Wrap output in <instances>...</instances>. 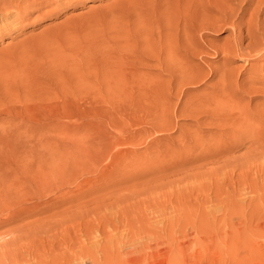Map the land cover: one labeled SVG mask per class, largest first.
I'll return each instance as SVG.
<instances>
[{
    "label": "rangeland",
    "instance_id": "374dc122",
    "mask_svg": "<svg viewBox=\"0 0 264 264\" xmlns=\"http://www.w3.org/2000/svg\"><path fill=\"white\" fill-rule=\"evenodd\" d=\"M261 25L264 0H0V264H264Z\"/></svg>",
    "mask_w": 264,
    "mask_h": 264
},
{
    "label": "bare ground",
    "instance_id": "6f19581e",
    "mask_svg": "<svg viewBox=\"0 0 264 264\" xmlns=\"http://www.w3.org/2000/svg\"><path fill=\"white\" fill-rule=\"evenodd\" d=\"M3 3H4V2H3ZM6 6H7V5H6ZM2 9H3V7H2ZM240 18H241V17H240ZM256 21H257V20H256ZM245 22H246V21H245ZM260 23H261V22H260ZM239 24H240V23H239ZM257 24H258V23H257ZM219 26H220V25H219ZM261 26H262V25H261ZM215 27H216V26H215ZM234 27H235V26H234ZM243 27H244V26H243ZM249 27H250V26H249ZM251 28H252V27H251ZM258 28H259V26H258ZM258 28H257V29H258ZM263 28H264V26H262L261 29H263ZM244 29H245V28H244ZM241 31H242V30H241ZM254 31H255V30H254ZM254 31H252V29H249L248 26H247L246 31H245V32H246L245 37H246V38H250L251 36L253 37ZM261 31H262V30H261ZM256 33H257V32H256ZM259 33H260V32H259ZM262 33H263V35H264V31H263ZM239 36H240V35H239ZM257 36H258V35H257ZM259 36H260V35H259ZM259 36H258V37H259ZM234 38H235V37H234ZM254 38L256 39L257 37H254ZM254 38H253V39H254ZM255 39H254V40H255ZM236 40H238V36H237V39H236ZM236 40H235V41H236ZM242 40H243V39H242ZM256 40H257V39H256ZM235 41H234V42H235ZM252 41H253V40H252ZM232 42H233V41H232ZM248 42H249V41H248ZM240 43H241V42H240ZM240 43H238L239 46H240ZM250 43H251V42H250ZM256 43H257V42H256ZM236 44H237V42H236ZM238 44H237V46H238ZM257 44H259V41H258ZM229 46H230V45H229ZM252 46H253V45H252ZM247 47H248V46H247ZM238 48H239V47H238ZM244 48H245V47H244ZM239 49H240V48H239ZM239 49H238V50H239ZM241 49H242V48H241ZM246 49H247V48H246ZM255 50H256V49H255ZM244 51H245V50H244ZM253 51H254V50H253ZM246 53H247V51H246ZM251 53H252V52H251ZM248 54H249V53H248ZM245 55H247V54H245ZM239 56H240V55H239ZM248 56H249V55H248ZM166 58H167V57H166ZM226 58H227V57H226ZM167 60H168V59H167ZM172 63H173V62H172ZM165 64H166V63H165ZM173 65H174V64H173ZM175 65H176V64H175ZM170 69H171V68H170ZM185 72H186V71H185ZM199 72H200V71H199ZM199 72H197V73H199ZM219 72H220V71H219ZM224 73H225V72H224ZM191 74H192V73H191ZM191 74H187V75H191ZM178 75H179V74H178ZM195 75H196V74H195ZM218 75H219V74H218ZM222 75H223V74H222ZM181 76H182V75H181ZM178 77H179V76H178ZM199 77H200V76H199ZM219 77H222V76H219ZM223 77H224V76H223ZM223 77H222V78H223ZM184 78H185V77H184ZM196 78H197V77H196ZM222 78H221V79L219 78L220 80H222L221 82H223V79H222ZM219 79H218V80H219ZM258 79H259V78H258ZM260 79H261V78H260ZM198 82H199V81H197V83H198ZM217 82H218V81H217ZM221 82H220V83H221ZM221 85L223 86L224 84L222 83ZM221 85H220V86H221ZM221 88H222V87H221ZM227 88H229V87H227ZM224 89H225V88H224ZM222 90H223V88H222ZM220 91H221V90H220ZM228 91H229V89H228ZM259 91H260V90H259ZM215 92H216V91H215ZM221 92H222V91H221ZM221 92H220V94H219V92H218V94L221 95ZM224 92H226V91L224 90ZM222 93H223V92H222ZM224 94H225V93H224ZM222 98H223V97H222ZM218 100H219V99H218ZM222 101H224V100H222ZM225 101H226V100H225ZM208 102H209V101H208ZM206 103H207V102H206ZM222 103H223V102H222ZM223 104H224V103H223ZM210 105H211V104H210ZM216 105H217V104H216ZM207 106H208V105H207ZM199 109H200V107H199ZM219 109H220V108H219ZM203 110H204V109H203ZM209 110H210V109H209ZM205 111H206V110H205ZM205 113H206V112H205ZM207 113H209V112H207ZM210 113H211V111H210ZM210 113H209V114H210ZM210 115H211V114H210ZM238 117H239V116H238ZM219 118H220V117H219ZM211 120H212V119H211ZM238 122H239V121H238ZM236 124H237V123H236ZM224 125H225V124H224ZM240 128H241V127H240ZM233 129H234V128H233ZM230 130H231V128H230ZM240 130H241V129H240ZM231 131H232V130H231ZM243 131H244V130H243ZM245 131H246V130H245ZM245 131H244V132H245ZM248 131H249V130H248ZM250 132H251V131H250ZM230 134H231V133H230ZM246 135H247V134H246ZM255 135H256V134H255ZM250 136H251V135H250ZM4 208H5V207H4Z\"/></svg>",
    "mask_w": 264,
    "mask_h": 264
}]
</instances>
